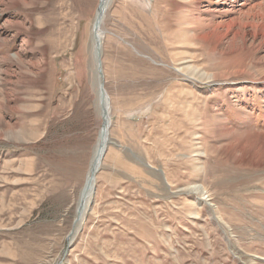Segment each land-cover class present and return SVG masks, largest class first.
Segmentation results:
<instances>
[{"label":"rangeland","instance_id":"obj_1","mask_svg":"<svg viewBox=\"0 0 264 264\" xmlns=\"http://www.w3.org/2000/svg\"><path fill=\"white\" fill-rule=\"evenodd\" d=\"M98 4L0 0V264H264V0L108 1L67 238Z\"/></svg>","mask_w":264,"mask_h":264},{"label":"bare ground","instance_id":"obj_2","mask_svg":"<svg viewBox=\"0 0 264 264\" xmlns=\"http://www.w3.org/2000/svg\"><path fill=\"white\" fill-rule=\"evenodd\" d=\"M108 1L109 0H99L100 4H98L95 10V15L92 20L91 26L89 29L87 28L88 31L86 30L88 34V38H89V44L91 47L92 57L95 62L94 64L95 72H96L95 53L98 47L101 49L102 35L104 34L103 32H105L103 29V19L106 13ZM101 68H102V65H101ZM14 94L15 93H11L10 95L13 96ZM98 106H99V115H100V127L98 130L96 144L93 150V155L89 163L88 171L86 173L83 187L79 195V199H78L79 209L77 210L78 213H76V218L73 224L74 233L72 234L71 238H73L77 230L80 229L81 224L86 217V214L90 210V204L92 203L91 200L94 194V187H95L94 184H95V179H96V173L101 166L102 156L104 155L107 149V146L109 145V142H110L109 141V127H110V117L109 116L110 115H108L110 108H109L108 102L105 105V107H103L104 114H106L105 116L102 113V110H101L102 106L100 105V103H98Z\"/></svg>","mask_w":264,"mask_h":264},{"label":"water","instance_id":"obj_3","mask_svg":"<svg viewBox=\"0 0 264 264\" xmlns=\"http://www.w3.org/2000/svg\"><path fill=\"white\" fill-rule=\"evenodd\" d=\"M95 60H96V71H97V75L99 78L98 88H99L100 105L102 106V112L104 113L103 107H105V105L108 102V96L103 87V75H102V68H101V49L99 47L95 53ZM73 233H74V229H72V232L69 233L67 238L69 239Z\"/></svg>","mask_w":264,"mask_h":264}]
</instances>
